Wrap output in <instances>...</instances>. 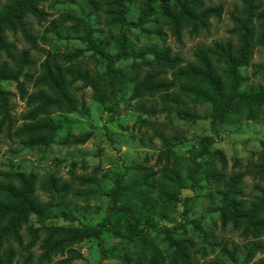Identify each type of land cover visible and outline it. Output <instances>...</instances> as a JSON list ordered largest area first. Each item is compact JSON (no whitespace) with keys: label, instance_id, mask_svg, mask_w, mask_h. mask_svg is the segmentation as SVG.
Segmentation results:
<instances>
[{"label":"rangeland","instance_id":"1","mask_svg":"<svg viewBox=\"0 0 264 264\" xmlns=\"http://www.w3.org/2000/svg\"><path fill=\"white\" fill-rule=\"evenodd\" d=\"M177 1L0 0V14L10 8L18 15L14 28L3 25L0 42V66L8 67L6 78L0 73V181L34 174L42 210L14 234L0 219V264H264V227L249 216L250 204L264 195V105L254 116L243 110L212 123L210 105L183 90L204 86L200 77L178 75L204 56L227 82L222 54L239 52L246 40L242 89L264 87V0H198L195 12L221 6L220 16L176 29L167 12ZM122 42L131 55L113 66L130 80L115 84L111 96L106 60L97 51L114 55ZM46 59L63 71L89 70L107 101L65 75V92L76 99L71 108L45 77L38 80ZM39 91L57 101L32 112L39 102L30 96ZM184 109L199 118L181 117ZM37 125L34 132L25 128ZM161 134L178 140L166 142ZM39 136L40 143L32 140ZM203 136L213 137L210 150L224 161L205 157L203 168L216 174L193 183L189 173ZM235 174L241 176L234 198L245 205L236 222L222 202ZM5 195L0 191V200ZM115 207L130 208L133 218L115 214ZM100 223H108L100 239L65 237Z\"/></svg>","mask_w":264,"mask_h":264},{"label":"trees","instance_id":"2","mask_svg":"<svg viewBox=\"0 0 264 264\" xmlns=\"http://www.w3.org/2000/svg\"><path fill=\"white\" fill-rule=\"evenodd\" d=\"M198 0H183L177 1L178 6L174 7L173 11L167 12L170 16L174 28H179L183 22L193 21L194 25H197V21L203 23V19H206L212 15L219 17L221 14V6H208L200 10L199 12L194 11V2ZM191 6V7H190ZM179 7V8H177ZM12 9L8 8L7 11H4L3 14H0V42L4 43L3 38V25H14V17L18 15L14 13ZM91 43L95 47L96 44L90 39ZM248 45V42L245 40L244 47L239 52H233L230 48L222 54L227 65V82H225L222 77L215 71L211 62H209L204 56H202L201 64L195 66L193 64L187 65L185 68L179 69L178 75L184 77L185 79L188 76H197L200 77L201 81L204 83V86H199L197 84L185 85L183 90L186 92V95L189 97H194L196 100L209 104L211 107L210 118L212 123H223L227 118L235 113L246 110L247 113L251 116H254L255 107L258 105H264V87L262 86H251L249 88L242 89V84L244 78L241 76L238 68L245 64L246 59L248 58V52H246L245 46ZM224 49V48H219ZM105 60H106V70L104 71L105 76L109 79V92L110 95H115L116 86L115 84H126L130 79L122 73L119 69L114 68L113 62L122 57L130 56L131 52L128 50L126 44L122 42L121 49L113 54L105 52L103 48L98 49L97 51ZM45 75H41L38 80L44 81L45 79L53 85L55 91L62 96V99L67 102L69 106L75 107L76 99L72 96L66 94L65 92V75L71 77V81L82 80L86 86H91L94 94L98 99L105 103L107 101L105 92H101L100 84L93 77L89 70H82L77 67L66 68L65 71L59 66L54 59L51 61L46 59L43 63ZM7 65L4 64L0 66V73L3 75V78L6 76L3 74L7 72ZM30 99L36 100L39 102L38 106L34 108L36 112L40 109L41 103L45 106L49 103H54L57 101L53 97H48L44 94L43 91H39L36 94L30 96ZM110 99V96L109 98ZM36 109V110H35ZM180 116L183 118L189 119H198L199 117L196 114L191 113L188 109L180 110ZM31 117V115H30ZM31 119V118H30ZM27 132H34L40 130V125L30 128L25 126ZM161 139L166 142L172 140H178V138H168L161 134ZM32 140L40 143V136ZM213 143V137L203 136L199 139L198 144L200 145V150L196 156V160H193L192 169L190 170L189 176L193 183H196L198 176L200 174L214 175L216 172L208 171L203 168V159L208 156H216L221 161H224L222 154L219 151H211L210 146ZM198 157V158H197ZM176 175V174H175ZM172 177L174 183H179V178L177 176ZM240 174H235L230 178V180L225 184L226 192H222L224 204L223 209L227 210L229 215L232 216V221L236 222V212L245 207L244 201L236 200L234 194L237 193V183L240 180ZM13 177L16 179V183L12 181L1 182L0 181V191L6 193L4 199L0 200V219L7 220L8 225L6 226L5 232L8 234H14L20 224L27 219V216L32 213L40 214V202L35 194L34 186V174H25L23 172L14 174ZM53 181V180H52ZM118 186L122 187L121 181H117ZM240 193V192H239ZM231 195V196H230ZM146 198H139L140 203H146ZM112 206H115V203H112ZM251 214L249 216L256 219L258 224L261 227H264V212L260 217L254 216V212L257 209H264V195L258 200L250 204ZM115 214H122L123 217L129 218L130 221L133 217V212L128 207H115ZM247 217L246 215H241ZM108 223H100L97 226L85 225L78 230V235H73L66 233L65 237H94L100 239L104 228H106ZM163 231L167 235L171 244H173L177 251L184 253L182 245L172 236V228L165 227ZM12 255L10 254V259ZM1 261V260H0ZM3 263V262H1Z\"/></svg>","mask_w":264,"mask_h":264}]
</instances>
